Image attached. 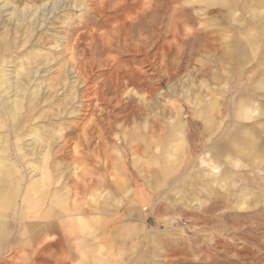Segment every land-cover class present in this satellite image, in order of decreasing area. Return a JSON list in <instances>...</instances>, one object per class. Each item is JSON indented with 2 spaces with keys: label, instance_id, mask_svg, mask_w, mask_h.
Listing matches in <instances>:
<instances>
[{
  "label": "rangeland",
  "instance_id": "374dc122",
  "mask_svg": "<svg viewBox=\"0 0 264 264\" xmlns=\"http://www.w3.org/2000/svg\"><path fill=\"white\" fill-rule=\"evenodd\" d=\"M238 1L0 0V264H264V30Z\"/></svg>",
  "mask_w": 264,
  "mask_h": 264
},
{
  "label": "crops",
  "instance_id": "0c3cea01",
  "mask_svg": "<svg viewBox=\"0 0 264 264\" xmlns=\"http://www.w3.org/2000/svg\"><path fill=\"white\" fill-rule=\"evenodd\" d=\"M241 3L243 4V6L246 5V7L251 8V14H258L259 15L258 20L260 22H258L259 23L258 26H255L253 28L254 29L258 28L260 30H264V0H242V2L238 1L237 5L239 6ZM249 28H252V27L249 26ZM242 99L243 98L237 99V101H241L243 104L245 103L244 106H247L249 108V113H250V110L252 109V106H253L252 102L250 103L248 99H245V100L244 99L242 100ZM236 109L238 110L239 114L242 115V113H240L239 109L238 108H236ZM260 114H261V112H260ZM248 116H249V114L246 116L242 115V118H245ZM242 125H243V127H245L244 124H242ZM245 132L246 131H244V133L242 132L241 135L239 134V131H237V132L234 131L230 134V138H231V140H233L232 142L234 145L233 150H240V146H242L244 148V147L251 146V144H253V140H252V139H254L253 135L250 134V136H251L250 137ZM246 140L248 141V144H246L247 142L245 143ZM7 184H8V186H7ZM9 184H10V178L3 177L2 179H0V206H2L3 208L8 205V201H9L8 193L12 190V188H10ZM30 199H31L30 200L31 202H34V201L38 200V197H34V198H30ZM34 199H36V200H34ZM133 210L135 211L136 207H134ZM183 238H184L183 236L180 237V239H182V240H183ZM171 240L172 239L170 238L169 241L171 242ZM201 240H204V239L201 238ZM170 249L172 251L175 250L174 246L170 247ZM179 252H181V253L183 252L184 254H186L187 250H184L182 248V249H180ZM178 260H187V259H186V256H183V257L180 256V257H178Z\"/></svg>",
  "mask_w": 264,
  "mask_h": 264
},
{
  "label": "bare ground",
  "instance_id": "6f19581e",
  "mask_svg": "<svg viewBox=\"0 0 264 264\" xmlns=\"http://www.w3.org/2000/svg\"><path fill=\"white\" fill-rule=\"evenodd\" d=\"M9 5V4H8ZM37 13L38 12H35V14L37 15ZM13 14V13H12ZM33 16H35V15H33ZM243 100V99H242ZM245 100V99H244ZM246 102V101H245ZM234 103H235V105H236V108H238L239 109V111H240V113H242V115H244V116H246V115H248L249 114V108L247 107V106H244V104L241 102V101H237V99L236 98H234ZM248 105V104H247ZM180 109V108H179ZM255 113H257V112H255ZM258 115L260 114V113H257ZM180 115V114H179ZM239 122V121H238ZM241 123V122H240ZM237 124V123H236ZM248 126V125H247ZM249 127V126H248ZM235 128H236V126H235ZM241 129V128H240ZM244 129V128H243ZM234 130V129H233ZM245 130V129H244ZM249 130H250V128H249ZM234 132V131H233ZM244 133V132H243ZM248 133V132H247ZM231 134V133H230ZM229 135V134H228ZM241 135V134H240ZM247 136V135H246ZM250 136V135H249ZM242 137V136H241ZM251 137V136H250ZM9 138V137H8ZM235 138V137H234ZM244 138V137H243ZM248 138V137H247ZM230 140V139H229ZM253 140V139H252ZM233 141V140H232ZM247 142V143H246ZM245 143L246 144H248V141L246 140L245 141ZM241 148H242V146H241ZM240 148V149H241ZM241 151L243 152V150L241 149ZM245 152V151H244ZM259 152V151H258ZM264 152V151H263ZM243 154H245V153H243ZM10 155V154H9ZM215 169H216V167H215ZM7 186H8V184H7ZM31 200V199H30ZM34 200H36V199H34ZM239 205V204H238ZM36 214V213H35ZM240 248V247H239ZM245 248V247H244ZM247 248V247H246ZM208 264H214V256H213V258H211V259H209L208 261H206ZM180 263H181V261H180Z\"/></svg>",
  "mask_w": 264,
  "mask_h": 264
}]
</instances>
